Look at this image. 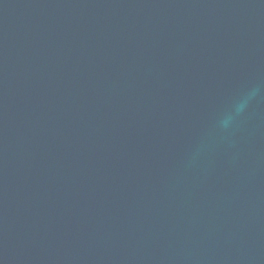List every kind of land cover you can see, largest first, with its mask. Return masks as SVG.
<instances>
[{"label":"water","instance_id":"1","mask_svg":"<svg viewBox=\"0 0 264 264\" xmlns=\"http://www.w3.org/2000/svg\"><path fill=\"white\" fill-rule=\"evenodd\" d=\"M0 264H264V0H0Z\"/></svg>","mask_w":264,"mask_h":264},{"label":"clouds","instance_id":"2","mask_svg":"<svg viewBox=\"0 0 264 264\" xmlns=\"http://www.w3.org/2000/svg\"><path fill=\"white\" fill-rule=\"evenodd\" d=\"M259 89H251L239 102L233 106L231 113L227 114L223 120L220 121V126L227 129L231 126L237 116H239L248 106L249 102L257 95Z\"/></svg>","mask_w":264,"mask_h":264}]
</instances>
